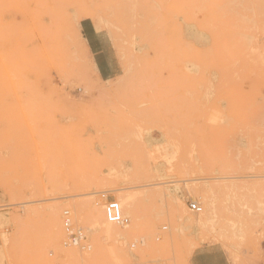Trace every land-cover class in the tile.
Segmentation results:
<instances>
[{
	"label": "rangeland",
	"instance_id": "374dc122",
	"mask_svg": "<svg viewBox=\"0 0 264 264\" xmlns=\"http://www.w3.org/2000/svg\"><path fill=\"white\" fill-rule=\"evenodd\" d=\"M83 19L118 78L98 76ZM206 192L217 213L196 228ZM65 209L88 247L64 243ZM263 241L264 0H0V264H188L207 243L264 264Z\"/></svg>",
	"mask_w": 264,
	"mask_h": 264
},
{
	"label": "crops",
	"instance_id": "0c3cea01",
	"mask_svg": "<svg viewBox=\"0 0 264 264\" xmlns=\"http://www.w3.org/2000/svg\"><path fill=\"white\" fill-rule=\"evenodd\" d=\"M92 22V21H91ZM87 21L81 20L79 30L89 48L95 69L100 79L109 81L121 76V65L107 34ZM264 245V241L262 243ZM188 264H233L225 249L218 243H207L194 249Z\"/></svg>",
	"mask_w": 264,
	"mask_h": 264
},
{
	"label": "built area",
	"instance_id": "2783aa9c",
	"mask_svg": "<svg viewBox=\"0 0 264 264\" xmlns=\"http://www.w3.org/2000/svg\"><path fill=\"white\" fill-rule=\"evenodd\" d=\"M99 195L100 198L104 201L103 210L105 219L110 223L118 225L127 224L128 218L123 215L119 201L112 196L110 191H101ZM188 207L191 211L194 212H200L202 210L201 206L198 203L192 201L188 202ZM61 218L62 227L66 235V241L64 243L66 245H73L81 248L88 247L87 244H85V235L83 231L81 229L73 227L69 210H63Z\"/></svg>",
	"mask_w": 264,
	"mask_h": 264
},
{
	"label": "bare ground",
	"instance_id": "6f19581e",
	"mask_svg": "<svg viewBox=\"0 0 264 264\" xmlns=\"http://www.w3.org/2000/svg\"><path fill=\"white\" fill-rule=\"evenodd\" d=\"M87 15V13H82V14H80L79 15V17H84V16H86ZM70 21H71V19H70ZM80 24V23H79ZM75 33H76V31H75ZM80 42H81V44H82V46L84 47V51L86 50V51H89V48H88V46L86 45V43H85V40L80 36ZM79 42V43H80ZM81 49V48H80ZM83 49V48H82ZM87 53V52H86ZM90 53V52H89ZM89 55V54H88ZM90 57V56H89ZM91 59V58H90ZM90 64V63H89ZM99 76V75H98ZM233 186V185H232ZM232 186H225L224 188H222L221 190L223 191V192H228L229 194L230 193H232V192H235V191H238L239 189V187H232ZM238 189V190H237ZM194 190H195V188H194ZM201 190V189H200ZM199 190V191H200ZM197 191V190H196ZM202 191V190H201ZM241 195H239V196H242V198L244 197V194H247V192H244V191H242L241 193H240ZM204 195H205V204H206V207H207V210H210L209 212L210 213H207V212H196V213H198V219L196 220V219H191V220H189V224L190 225H195V227L196 226H204V224L207 222V221H211L213 218H214V216L216 215V213H217V211H216V208L217 207H215V203H214V200H215V196H214V194L213 193H211V192H206V193H204ZM202 197H204L203 196V194H202ZM89 215L91 216L90 218H91V221H96L98 218H99V215H97V213H95V212H93V210H91V212L89 213ZM197 218V217H196ZM107 221V220H106ZM108 222V221H107ZM110 223V222H109ZM114 224V223H113ZM52 227H53V230L58 234L59 233V231H60V229H59V222L58 221H54L53 222V225H52ZM197 228V227H196ZM195 229V228H194ZM70 251H67V252H65L64 254H63V256H64V259H65V261H66V263L67 264H69L70 262H71V255H70Z\"/></svg>",
	"mask_w": 264,
	"mask_h": 264
}]
</instances>
